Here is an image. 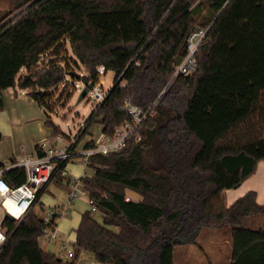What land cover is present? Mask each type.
I'll list each match as a JSON object with an SVG mask.
<instances>
[{"label":"trees","instance_id":"obj_1","mask_svg":"<svg viewBox=\"0 0 264 264\" xmlns=\"http://www.w3.org/2000/svg\"><path fill=\"white\" fill-rule=\"evenodd\" d=\"M28 2L0 25V110L1 90L14 85L46 106L72 69L41 60L59 54L67 39L92 82L98 65L115 72L81 136L96 120L112 133L129 119L125 102L154 107L137 129L139 140L130 135L121 148L89 157L92 171L81 184L95 209L81 213L73 255L41 249L37 264H76L81 251L113 264H175V247L195 244L203 228L228 230L229 264H264V227L244 225L264 216V204L252 190L229 206L222 194L264 160V0H24L18 6ZM196 24L207 27L196 69L173 75ZM22 68L27 73L17 78ZM45 125L52 136L60 133L50 118ZM35 149L45 154L39 144ZM65 163L16 227L15 219L3 218L7 232L14 230L0 264H13L15 245L42 233L46 223L35 206L49 183L63 182ZM1 168L10 186L25 180L22 166Z\"/></svg>","mask_w":264,"mask_h":264},{"label":"rangeland","instance_id":"obj_2","mask_svg":"<svg viewBox=\"0 0 264 264\" xmlns=\"http://www.w3.org/2000/svg\"><path fill=\"white\" fill-rule=\"evenodd\" d=\"M24 0H0V25L7 21L9 18L13 17L19 11L24 9L30 2L22 4ZM202 2L206 0H201ZM201 4H204L202 3ZM200 24H196L198 26ZM59 54H53V52H47L43 57L41 62L48 63L49 61H55L59 65H67L74 71L78 73H86L84 68L74 62L76 58L73 56L69 40L60 46ZM52 59V60H51ZM27 73L26 68L20 69L17 73V78L20 75ZM115 72L113 70H106L103 74L99 75V80H102V88L101 90L106 93L114 83ZM75 79L69 74L65 73L64 79L58 85L51 89V97L46 102V106L40 105L38 102H34L32 106L29 107V121L25 124L18 127V130H30L37 131L39 128L36 127L37 121L42 124L45 118V112L49 116V118L58 126L60 134L64 136L65 141L67 138H74L77 136L78 144L81 141H85L86 133L81 136L80 132L84 129L85 124L91 115L92 111L95 110L96 105L99 103L93 94L92 91H88L84 97L79 98V94L83 88V84L80 83L78 87L73 86V82ZM92 84V81H89V86ZM254 122L257 119L253 120ZM101 123L99 120L92 122L87 127V132H97L100 129ZM50 131H52L51 127H48ZM100 132V131H98ZM98 134V133H97ZM51 135V134H50ZM47 135L46 142H51L52 137L49 139ZM14 145V139H1L0 141V157L1 160H6L5 157L7 153L11 150ZM81 158H74L69 161L66 169L68 168L70 172H78L82 169ZM88 173H91L92 170L87 168ZM48 184V183H47ZM46 184V185H47ZM133 192V191H132ZM126 195L132 198L129 190L125 191ZM64 192L60 186H56V183L51 182L47 186L45 190L42 191L39 203L35 206L36 211L44 216L48 207L61 203L64 201L63 195ZM140 194L134 192L133 199L139 198ZM42 206V209H41ZM68 209L66 213L62 214L60 228L58 231L62 235V239L64 240L65 246H61L59 244V238L54 237L51 239L38 238L41 244H46L44 248L48 251H55V253L59 254L58 256L64 254L66 249L72 248V236H68V227L70 225L69 219L72 215L76 214V217L79 216L80 213L89 209L90 204L88 201L83 199L74 198L70 205H68ZM2 208L0 207V219L2 217ZM59 219V218H58ZM245 226L257 227L258 224L251 221V219H247L244 221ZM74 227V225H73ZM71 228V227H70ZM67 229V230H66ZM58 233V232H57ZM227 229H214V228H203L201 229L196 243L195 244H180L177 245L174 249V263L175 264H229L231 260V244L229 242ZM17 247L15 252H17ZM85 254L90 255L89 252L83 251ZM80 256V255H79ZM94 260V259H93Z\"/></svg>","mask_w":264,"mask_h":264},{"label":"built area","instance_id":"obj_3","mask_svg":"<svg viewBox=\"0 0 264 264\" xmlns=\"http://www.w3.org/2000/svg\"><path fill=\"white\" fill-rule=\"evenodd\" d=\"M207 32V27L198 25L188 35L186 41L187 52L182 60L174 66L173 75L177 73L191 74L196 69L195 65V52L199 43L203 40ZM106 71L104 65H98L96 67L97 80L92 82L89 86V91H92L95 98L102 102L106 93L102 88V80H99V75ZM82 83L80 80L73 82L74 87H78ZM98 103V104H99ZM123 108L129 117L128 120L117 126L112 133L100 131L97 137H90L87 141H93V146L81 147L78 145V137L65 138L60 133L52 136L53 142H46L45 140L38 144L45 150L43 155L26 156L20 162V166L25 169V180L18 186L12 187L2 177V169H0V207L2 208V217L0 219V254H2L6 248V244L9 240L14 228L7 232V228L2 225V220L5 216L10 215L11 218L16 220L15 227L21 222L26 215L30 207L35 201L37 191L47 184L52 176L58 171L61 162L66 160L61 174L67 173L66 165L69 161L78 157L81 158L83 166H87L89 157L96 152L108 153L110 151L121 148L127 137L134 135L136 140L140 139V134L137 129L140 124L154 111L153 104L144 108L129 102L123 104ZM72 176L71 190L69 192V198L79 197L86 193L85 190L79 189L82 177ZM88 203L92 210L95 206L92 204V200L88 197ZM66 206L62 205L59 208L49 207L44 215V222L46 226L43 228L42 233L38 235L39 238L51 239L58 235L56 229L57 218L64 214ZM73 255L71 248L66 249L64 256L69 258ZM62 257V256H60Z\"/></svg>","mask_w":264,"mask_h":264},{"label":"crops","instance_id":"obj_4","mask_svg":"<svg viewBox=\"0 0 264 264\" xmlns=\"http://www.w3.org/2000/svg\"><path fill=\"white\" fill-rule=\"evenodd\" d=\"M1 94L4 101V107L0 110V141L1 139L5 140L11 138L14 139V145L12 146L11 150L7 153V156L5 157L6 160L2 161V158L0 157V163L4 164V168H9L17 165L20 166V162L23 160L24 157L37 155L35 149L36 144L43 140L46 141V139L48 138L47 135L51 134L49 136V139L52 137V131H50L48 126L45 125V120L48 119L49 116L45 112V118L43 121L41 120L42 124L37 121L36 127L39 128L37 131H30L28 129L27 131L23 129L18 130V127L30 120L29 115L27 114L29 113V107L37 101L34 100L31 96H29L26 93V90L19 88L17 85L3 88L1 90ZM101 128L102 126H100V129H98V131H101ZM98 131H86L85 141H81L80 144H78L79 147H81L85 142H87L90 137H97V135L99 134ZM51 142H53V137ZM11 159H13V161ZM81 166L82 169L78 172H70V170L67 168V173L63 175L64 178L62 183H56V181H52L56 183V186L58 185L62 188L64 192V201H62L61 203L53 204L49 207L59 208L60 206L65 205L66 213L67 209L69 208L68 205L71 204L74 198H79L88 201V195L86 193L80 195L79 197H73L72 199L69 198V192L71 190V184L73 182L72 176L88 174V172L86 171L88 167L83 166V164ZM78 187L79 189H82V184L80 183ZM250 190L255 191L256 202L259 204H264V160L258 161L255 172L249 177H247L244 181H242L237 187L228 188L222 192L226 205H231L237 198L243 196L246 192ZM129 193L133 198L134 191L132 192L131 190H129ZM137 199H140V197L136 198L135 200ZM80 216L81 213L78 217H76L75 214L72 215V217L69 219L70 225L67 228V234L68 236L73 235V241L75 238V228L79 223ZM58 218L56 220V229L58 232L57 238L59 239L57 240H60L59 244L61 246H65L64 240L62 239V235L58 231L61 223L60 218H62V216L60 215ZM248 219H251V221L257 223L258 226L261 225L264 227V216H258L253 218L250 217ZM45 245V243L41 244L39 242L37 236L29 242L18 243L13 249L11 255V262L13 264H37L39 250H45ZM16 247L18 250L17 252H15ZM52 252L55 253L54 250ZM55 254L59 255L57 253ZM79 255L80 256H78L76 264H113L109 262H99L93 260L91 255L85 254L83 251H81ZM60 256L65 257L64 254Z\"/></svg>","mask_w":264,"mask_h":264},{"label":"water","instance_id":"obj_5","mask_svg":"<svg viewBox=\"0 0 264 264\" xmlns=\"http://www.w3.org/2000/svg\"><path fill=\"white\" fill-rule=\"evenodd\" d=\"M67 74H69L70 76H72L74 79L76 80H80L83 84V88L79 94V98H82L85 96V94L89 91V81L90 78L88 76V74L86 73H78L74 70H70L67 72ZM9 217H11L10 215H7Z\"/></svg>","mask_w":264,"mask_h":264}]
</instances>
